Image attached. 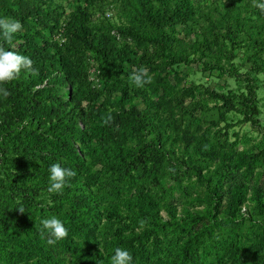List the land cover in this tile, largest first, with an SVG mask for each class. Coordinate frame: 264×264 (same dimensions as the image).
I'll list each match as a JSON object with an SVG mask.
<instances>
[{
    "label": "trees",
    "instance_id": "1",
    "mask_svg": "<svg viewBox=\"0 0 264 264\" xmlns=\"http://www.w3.org/2000/svg\"><path fill=\"white\" fill-rule=\"evenodd\" d=\"M263 72L264 0H0V264H264Z\"/></svg>",
    "mask_w": 264,
    "mask_h": 264
},
{
    "label": "rangeland",
    "instance_id": "2",
    "mask_svg": "<svg viewBox=\"0 0 264 264\" xmlns=\"http://www.w3.org/2000/svg\"><path fill=\"white\" fill-rule=\"evenodd\" d=\"M113 12L115 11H110V13H112V16ZM196 77L198 78L199 76L196 75ZM201 82H205V80H202ZM210 85H213V83H211ZM194 101H203L209 106L214 105L213 100L203 91L202 88L197 89ZM256 102L258 107V115L255 117V119L257 120L256 124L252 125L249 119L246 120V118L240 114H230L228 116V119L233 120V127L229 129L226 138L221 137L219 133V131L223 128L224 123L219 124L218 127H212L211 135L215 136L217 139H227L229 141L228 143H234V148L237 151H243L248 154L257 153L260 149L263 148L264 144V72L263 74L258 76ZM188 103H190V100L187 101V104ZM195 115L197 118L201 117L200 112H197V114ZM213 118L216 117H213L211 115L204 116L202 123L200 124L201 127L203 129H206ZM256 161V166L253 168L251 173L247 174V178L251 181V183H256L264 190V154L258 155L256 157ZM168 183V186L172 188V183L171 185L170 182ZM181 187L185 188H176L170 193L165 194V198L167 200L173 199L174 201H176L181 198L183 191H192L193 178L190 176H185V178L181 181ZM198 208L200 207L198 206ZM162 215H165V213L162 212Z\"/></svg>",
    "mask_w": 264,
    "mask_h": 264
},
{
    "label": "built area",
    "instance_id": "3",
    "mask_svg": "<svg viewBox=\"0 0 264 264\" xmlns=\"http://www.w3.org/2000/svg\"><path fill=\"white\" fill-rule=\"evenodd\" d=\"M107 16L109 17L110 15L107 14ZM112 34H114L116 37H118V34L117 33L113 32Z\"/></svg>",
    "mask_w": 264,
    "mask_h": 264
}]
</instances>
